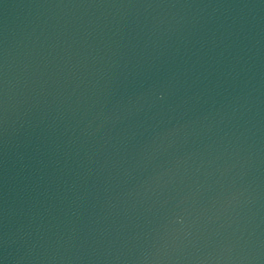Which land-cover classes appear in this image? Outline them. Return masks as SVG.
Segmentation results:
<instances>
[{
	"label": "water",
	"instance_id": "obj_1",
	"mask_svg": "<svg viewBox=\"0 0 264 264\" xmlns=\"http://www.w3.org/2000/svg\"><path fill=\"white\" fill-rule=\"evenodd\" d=\"M0 264H264V0H0Z\"/></svg>",
	"mask_w": 264,
	"mask_h": 264
}]
</instances>
